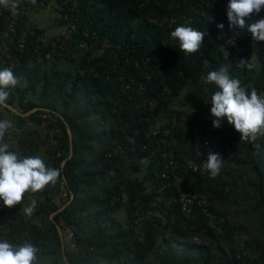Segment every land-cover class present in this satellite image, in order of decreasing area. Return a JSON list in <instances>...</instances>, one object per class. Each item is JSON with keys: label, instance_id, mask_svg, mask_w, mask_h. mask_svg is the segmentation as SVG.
Here are the masks:
<instances>
[{"label": "trees", "instance_id": "16d2710c", "mask_svg": "<svg viewBox=\"0 0 264 264\" xmlns=\"http://www.w3.org/2000/svg\"><path fill=\"white\" fill-rule=\"evenodd\" d=\"M51 3L58 26L46 36L32 9ZM227 4L21 0L11 30V12L0 7V68L21 79L0 105L14 124L5 142L21 157L40 155L61 169L54 189L35 193L38 207L28 219L0 202V240L32 243L34 264H264V136L241 141L226 121L213 128L209 114L218 89L206 76L222 65L264 95V42L251 47L246 29L229 27ZM260 17L264 10L246 23ZM180 25L205 33L198 52L180 51L170 36ZM236 34L246 52L228 47ZM240 60L255 67L241 68ZM187 87L196 93L184 111L174 102ZM214 143L229 153L215 152ZM209 151L223 158L215 177L202 167ZM183 193L195 196L187 209Z\"/></svg>", "mask_w": 264, "mask_h": 264}, {"label": "clouds", "instance_id": "9594fccd", "mask_svg": "<svg viewBox=\"0 0 264 264\" xmlns=\"http://www.w3.org/2000/svg\"><path fill=\"white\" fill-rule=\"evenodd\" d=\"M35 4L36 0H29ZM21 0H0V7L13 15L17 13ZM264 10V0H228L226 16L230 28L246 29L255 41L264 42V17L246 23V18ZM207 22L211 21L209 14ZM223 28L222 24L217 25ZM170 36L179 43L180 51L185 54L200 50L205 33L191 26L180 25L171 31ZM246 61L240 60L239 67H245ZM248 69L254 63L246 64ZM231 65L225 64L210 71L206 83H214L217 91L210 98L209 114L212 127L219 129L224 121L239 134L241 141H254L264 136V95L258 94L255 88L249 91L241 86L238 79L229 75ZM21 83L10 67L0 68V105H6L9 98L8 89H14ZM14 127L11 120L0 119V202L11 208L20 204L27 192H42L46 186H54L61 176V169L49 167L40 155L21 157L10 150L5 142V135ZM223 166L219 153L209 151L202 167L215 177ZM38 207L33 196L24 205L25 216H32ZM38 249L30 242L13 245L7 240H0V264H34Z\"/></svg>", "mask_w": 264, "mask_h": 264}, {"label": "rangeland", "instance_id": "374dc122", "mask_svg": "<svg viewBox=\"0 0 264 264\" xmlns=\"http://www.w3.org/2000/svg\"><path fill=\"white\" fill-rule=\"evenodd\" d=\"M56 8H57L56 5L54 3H51L49 6L41 8V9H32V11H33V21L39 25L38 27L43 26V28L47 31V33L45 34L46 36L47 35L53 36L55 31H56V29H57L58 25H56L57 24L56 23V21H57V17L56 16L57 15H56V12H55ZM58 35H59V33H58ZM193 92L196 93L194 90L191 89V87L185 88L184 91H183V94L181 95V97L179 99L175 100V102H174L176 107L178 109L187 111V109H189L191 106H193V104L191 102V97H192ZM42 116L46 117L45 115H42ZM42 116H39V117H42ZM10 118H12V117H11V115L9 113H7L5 111L3 112V110L0 111V119H8V120H10ZM163 120L164 119H161V121H163ZM46 124L47 123H45L44 125H46ZM51 135H52V131H51ZM57 184L58 183H56L54 186H50V187L52 189H54V187L57 186ZM63 191L64 190L62 189L60 191V193L58 194V199L60 201H62V202H64V201H63L62 198H60V195H61V193ZM33 196L35 197V199L37 198L35 196V194H33L31 192L25 193L24 199L21 201V203L13 206L11 208H15L17 210V212H19L22 215H25L24 212H23V207H24V205H26L29 202V200L31 198H33ZM25 217L27 219L29 218L28 216H25ZM61 224H63V222H61Z\"/></svg>", "mask_w": 264, "mask_h": 264}, {"label": "built area", "instance_id": "2783aa9c", "mask_svg": "<svg viewBox=\"0 0 264 264\" xmlns=\"http://www.w3.org/2000/svg\"><path fill=\"white\" fill-rule=\"evenodd\" d=\"M2 8V7H1ZM3 10L5 11H8L7 9L5 8H2ZM20 15V10L18 9L17 10V13L15 15H13L12 13L10 14L9 16V19L5 22L7 23V27H8V30H11L13 28V25H14V19L17 18L18 16ZM66 18V17H65ZM13 19V20H12ZM66 33H67V30L63 32V36H66ZM66 38V37H65ZM243 39L241 38V36H239V34H236L234 35L232 38H230L227 42V45L229 48L233 49V50H238L240 52H246L247 51V48L245 45H243ZM251 47H255L257 48V44H256V41L252 42L250 44ZM257 50V49H256ZM150 132L152 134H155V131L153 130V128L150 129ZM52 135L56 136V137H59L60 136V133H59V130L58 129H53L52 130ZM201 147H203L205 150L208 149V141H205ZM213 150L215 152H219V153H223L225 155H227L229 153V146L227 144H224V147H221L219 144L217 143H214L213 144ZM201 158L204 159L205 156L203 153H201ZM190 168H194V165L192 163L189 164ZM64 191L61 193L60 195V198L63 199V201L65 202L66 199H67V192L65 191V189H63ZM195 199V196L193 195H190V194H182L180 196V202L182 203L183 205V208L184 209H187V206L192 202V200ZM200 204L202 206H206V203L204 201H200ZM66 232L68 233V235L70 237H72V233L70 230L66 229Z\"/></svg>", "mask_w": 264, "mask_h": 264}, {"label": "water", "instance_id": "95a60500", "mask_svg": "<svg viewBox=\"0 0 264 264\" xmlns=\"http://www.w3.org/2000/svg\"><path fill=\"white\" fill-rule=\"evenodd\" d=\"M32 112V111H31ZM31 112H28V113H26V114H24L23 116H27V115H29ZM15 113L16 114H19L18 112H16L15 111ZM65 126H66V129H67V132H68V136H69V140L71 141V133H70V130H69V127H68V125L65 123ZM71 153H72V145H71V142H70V153H69V157L71 156ZM64 162H65V160H63V162H62V164H61V166L64 164ZM62 180L64 181V177L62 176ZM72 198H73V196H71L70 197V200L62 207V208H64L66 205H68V203L72 200ZM61 208V209H62ZM61 209H59L57 212H55V213H58ZM52 215H54V214H52ZM51 215V216H52ZM56 229H57V232H58V235H59V238H60V240H61V244H62V236H63V233H62V229H61V227H60V225L59 224H56ZM62 250H63V247H62ZM63 255H64V253H63Z\"/></svg>", "mask_w": 264, "mask_h": 264}, {"label": "crops", "instance_id": "0c3cea01", "mask_svg": "<svg viewBox=\"0 0 264 264\" xmlns=\"http://www.w3.org/2000/svg\"><path fill=\"white\" fill-rule=\"evenodd\" d=\"M14 113H15V110H12ZM49 188H51L50 186H49ZM55 188V187H54Z\"/></svg>", "mask_w": 264, "mask_h": 264}]
</instances>
